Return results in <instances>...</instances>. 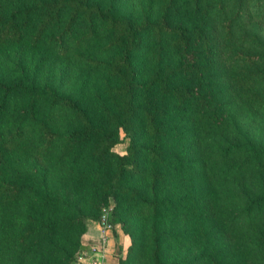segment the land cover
Returning <instances> with one entry per match:
<instances>
[{"label": "trees", "instance_id": "16d2710c", "mask_svg": "<svg viewBox=\"0 0 264 264\" xmlns=\"http://www.w3.org/2000/svg\"><path fill=\"white\" fill-rule=\"evenodd\" d=\"M111 200L119 264H264V0H0V264Z\"/></svg>", "mask_w": 264, "mask_h": 264}, {"label": "crops", "instance_id": "0c3cea01", "mask_svg": "<svg viewBox=\"0 0 264 264\" xmlns=\"http://www.w3.org/2000/svg\"><path fill=\"white\" fill-rule=\"evenodd\" d=\"M102 237L106 239L105 264H119V259L127 254L130 244V240L120 224H114L112 230L103 232L98 223H91L81 238L84 251H87L91 246H101Z\"/></svg>", "mask_w": 264, "mask_h": 264}, {"label": "built area", "instance_id": "2783aa9c", "mask_svg": "<svg viewBox=\"0 0 264 264\" xmlns=\"http://www.w3.org/2000/svg\"><path fill=\"white\" fill-rule=\"evenodd\" d=\"M112 207L104 208L99 218V225L103 232L113 229L114 224L110 219ZM106 248V239L102 237L101 246H91L87 251H82L76 259V264H105L104 252Z\"/></svg>", "mask_w": 264, "mask_h": 264}, {"label": "rangeland", "instance_id": "374dc122", "mask_svg": "<svg viewBox=\"0 0 264 264\" xmlns=\"http://www.w3.org/2000/svg\"><path fill=\"white\" fill-rule=\"evenodd\" d=\"M122 141L118 144H116L114 147H113V150L116 151L117 153L121 154L122 152H126V148H127V145H128V139L126 137H124V135L122 134ZM123 153V154H124ZM109 207H113V201L111 200L110 201V205ZM91 223H98L99 224V218L98 220H92V221H89L87 223V228L88 226L91 224ZM87 230V229H86ZM83 236V235H82ZM82 238V237H81Z\"/></svg>", "mask_w": 264, "mask_h": 264}]
</instances>
